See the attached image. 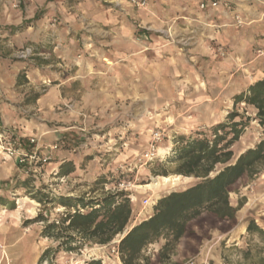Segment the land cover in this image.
Masks as SVG:
<instances>
[{"label":"rangeland","instance_id":"1","mask_svg":"<svg viewBox=\"0 0 264 264\" xmlns=\"http://www.w3.org/2000/svg\"><path fill=\"white\" fill-rule=\"evenodd\" d=\"M152 8H155V0H0V54L9 60L11 65L26 64L25 69L19 73V78L21 77V81L25 82L29 81L26 77V72L29 69H39L50 63L56 65L57 62H60L70 74H75L74 67L69 70V67H65L62 63V59L57 60L54 57L55 50L59 52L75 47L77 49L76 59H92L94 61L95 74L98 77H94L92 86L100 91L103 86L110 87L109 93L116 96L114 91L117 78L116 70L106 74L97 71L101 69V66L113 67L115 62H109V58L103 57L101 52L111 54L110 56L116 61V56H114L116 53L112 47L118 36L116 32L122 25L125 24L127 28L137 31L146 30L150 33L148 38L152 44L153 41L162 44L171 42L178 46L182 52L198 36L199 30L196 21L190 23L182 21L187 26L184 27L180 23L174 29L169 25L170 20L163 17L156 19L162 25L161 28L144 24L142 21L144 16L148 20L153 17ZM199 10L203 11L200 6ZM37 15L40 16L38 20L35 19ZM151 37L152 39H150ZM136 42L144 50L146 48L147 51H151L149 46H145L146 39L137 38ZM27 49H33L35 55L21 58L20 54ZM218 55L222 59H227L225 51H220ZM257 57H264V51H257ZM42 85L43 87L41 84L31 85L29 89L27 87L26 93H23L22 99L18 102V109L22 115L40 117L36 115L32 104L38 101L35 100L36 95L41 97L51 84L46 82ZM80 99L78 97L76 101L61 107L64 111L73 110L80 113L79 126L72 134L62 139L57 145L58 149L54 151L67 152L69 157L66 160L75 162L77 172L65 178H58L56 176L58 167L56 170L50 167V170L46 172L47 165L42 170L43 178L25 174L24 180L33 178L31 179L34 180L32 188L35 190L45 188L46 193L57 196L86 197L91 200L99 198L103 193H107V190H114L117 186V184L107 185L103 189L101 186H96V182L101 176H107L110 180L114 179L118 184H130L127 191L118 192L131 193L134 200L133 223L135 224L138 219L151 214L153 203L156 205L162 197L182 190L195 182L194 178L186 180V177L179 176L180 182L175 186L162 185L153 190L145 188L158 178L174 179L178 177L176 175L155 176L157 172H163L164 169L171 171L176 166L170 162L169 155L177 145L166 153H160V148L165 145L164 143L170 141L167 133L161 131L165 137L159 144V157L150 163L144 159V155L149 150L154 134L158 131H149L146 134L143 132V130L145 131L143 128L141 134L132 133L133 126L143 124L147 120H154L155 114L148 111L141 102H123L121 100H115L111 104L99 102V107L96 108L93 105L94 110L92 107H88L86 110L85 103ZM235 110L245 117L251 118H254L257 113L255 109L246 107L244 104L238 105ZM89 116H93L95 119L88 123L87 117ZM209 129L202 128L191 134ZM148 134L150 135L148 136ZM247 135L253 136L254 145H257L264 139V127H261L258 121L251 122L244 136L233 148L237 156L246 151L242 140H246L244 142L247 143V138L245 139ZM183 136L188 137L179 135L175 140L178 141ZM132 147H135L134 150H131ZM44 148L48 147L44 146ZM121 153H124L125 157L123 156V160L113 167L114 159ZM52 157L50 164L62 161H58L53 155ZM17 191L19 192L14 191L12 198L16 200V210H18L22 227H24V222L36 218L42 211L47 215V210H49L50 221L58 220L59 214L65 212V209L59 205H49L44 208L33 200L29 191L23 188H18ZM230 198L235 207L241 199L246 198L247 200L245 206L238 212L237 227L226 234L218 230L213 231L210 239L203 242L200 254L187 264H249L250 260H244L241 252L251 247L255 252L256 246L259 249L262 248L258 237L250 236L247 231L244 232L243 226L249 224L251 220H255L264 229V173L237 193H232ZM145 201H149V205H145ZM33 225L42 228L40 232L36 229V232L40 239L45 240L47 245L45 250L55 249L58 246L56 240L41 237L46 223ZM118 239L120 238L117 237L106 246L89 244L79 246L72 252L52 253L44 264H90L93 260H102L103 264H113V261L119 260L118 243H116ZM162 246L163 242L151 246L149 253H157Z\"/></svg>","mask_w":264,"mask_h":264},{"label":"crops","instance_id":"2","mask_svg":"<svg viewBox=\"0 0 264 264\" xmlns=\"http://www.w3.org/2000/svg\"><path fill=\"white\" fill-rule=\"evenodd\" d=\"M214 1L155 0V8L151 9L153 17L148 20L144 16V24L154 28L162 27L156 20L162 17L170 20L172 29L177 24L182 23L185 27L186 23L196 21L198 36L184 48V52L171 42L153 41L152 44L146 30L137 31L122 25L116 32L118 36L112 47L116 61L111 54L101 52L109 62H115L113 67L101 66L97 71L106 74L116 70V96L109 93L110 87L103 86L101 92L92 86L97 76L94 61L76 59L75 47L54 52L55 59H62L69 70L74 67L75 74H70L60 62L56 65L50 63L39 69H29L26 72L29 81L25 82L21 81L19 73L26 64L11 65L0 54V130H12L14 138L25 148H29L31 138H36L43 148L59 145L78 128L80 117L79 112L64 111L61 107L78 97L85 103L86 110L88 107L94 110L93 105L99 107V102L111 104L115 100L143 103L155 118L136 124L132 133L141 134L143 128L146 134L155 130L167 133L170 141L164 143L160 153H166L177 145L176 136H189L193 131L226 122L230 112L236 109L235 97L264 79V57H257V51H264V0H220L218 9L211 7ZM203 2L207 9L200 11L199 6ZM235 14L242 16L243 26L234 24ZM137 38L146 39L145 46H149L151 51L144 50L136 42ZM220 51L227 53V59L219 57ZM46 82L51 85L32 104L40 117L22 115L18 102L27 87L40 84L43 87L42 83ZM94 119L93 116L87 117L88 123ZM246 138L247 143L242 140L245 149L254 148L253 136L247 135ZM132 148L134 150L135 147ZM52 155L61 162L69 157L67 152L61 151ZM123 156L124 153L116 156L113 167L123 160ZM61 162L49 164L46 172L50 167L56 170ZM24 179L25 174L15 161L5 160L0 154V183L6 186L0 194L12 200L14 191L19 192L14 187L15 183ZM153 214L154 209L148 217L138 219L135 224ZM247 227L248 224L243 226L244 232ZM36 229L40 232L42 228L36 225L22 227L18 210L0 206V244L5 246V255L0 253V264H39L47 245L39 238ZM113 264L122 263L119 259Z\"/></svg>","mask_w":264,"mask_h":264},{"label":"trees","instance_id":"3","mask_svg":"<svg viewBox=\"0 0 264 264\" xmlns=\"http://www.w3.org/2000/svg\"><path fill=\"white\" fill-rule=\"evenodd\" d=\"M40 18L36 16V20ZM40 98L36 95L35 100ZM245 104L256 110L254 118L245 117L237 110L227 121L208 131H197L188 137H180L177 147L169 155L176 166L171 171L155 173L158 177L170 175L194 178L190 186L174 191L157 201L154 214L138 224L133 223L135 209L129 192H107L99 198L57 196L46 193L45 188H32L34 180H18L15 189L29 191L33 200L44 208L59 205L65 212L56 221L49 220L44 211L24 227L46 223L41 237L54 239L58 246L45 250L39 264L47 262L52 253L72 252L79 246L97 244L106 246L123 236L117 245L122 264H187L200 254V248L211 233L218 230L226 234L238 225V212L245 206L246 198L235 207L231 194L248 186L264 173V139L254 148L236 155L235 145L244 136L251 122L258 121L264 127V79L255 82L246 92L235 97V105ZM63 142H65L63 140ZM62 143V142H61ZM77 172L73 160L64 161L56 176L65 178ZM118 184L114 179L101 176L96 186ZM4 185V184H3ZM1 192V191H0ZM0 206L16 210L15 198L0 194ZM250 236H257L262 248L256 246L241 252L249 264H264V229L255 220L247 227ZM163 246L157 253H149L151 246ZM90 264H103L93 260Z\"/></svg>","mask_w":264,"mask_h":264},{"label":"built area","instance_id":"4","mask_svg":"<svg viewBox=\"0 0 264 264\" xmlns=\"http://www.w3.org/2000/svg\"><path fill=\"white\" fill-rule=\"evenodd\" d=\"M211 7L213 9H218L221 7L220 0H215ZM228 8V5L225 6ZM200 8L202 10L207 9V4L205 2L201 3ZM234 24L237 26H243L244 20L240 14L234 15ZM21 58H28L34 56L33 49H27L20 54ZM245 105V104H244ZM165 134L158 131L154 134L152 142L150 144L149 150L145 153L144 159L147 162H153L159 157V144L163 142ZM58 149V146H50L48 148H43L36 138H31L29 140V148H25L23 144L14 138V133L10 129L0 130V154L5 158V160H14L17 166L22 170V172L28 176L33 175L35 178L44 177L42 172L43 168L49 165L53 159L52 153ZM45 151V152H44ZM130 184L119 183L114 190H107L114 192L128 190ZM6 186L0 183V191L5 189ZM145 205H149V201H145ZM152 209H154L155 204L153 203ZM116 243H120L122 236ZM0 253L5 255V246L0 244ZM118 253V252H117Z\"/></svg>","mask_w":264,"mask_h":264},{"label":"bare ground","instance_id":"5","mask_svg":"<svg viewBox=\"0 0 264 264\" xmlns=\"http://www.w3.org/2000/svg\"><path fill=\"white\" fill-rule=\"evenodd\" d=\"M180 179L181 178L179 176L177 178H174V179L173 178H158V179L154 180V182L152 184L145 186V188L153 190V189H156L162 185L175 186L176 183L180 182ZM186 180H189V178H186Z\"/></svg>","mask_w":264,"mask_h":264},{"label":"water","instance_id":"6","mask_svg":"<svg viewBox=\"0 0 264 264\" xmlns=\"http://www.w3.org/2000/svg\"><path fill=\"white\" fill-rule=\"evenodd\" d=\"M122 237H124V235Z\"/></svg>","mask_w":264,"mask_h":264}]
</instances>
